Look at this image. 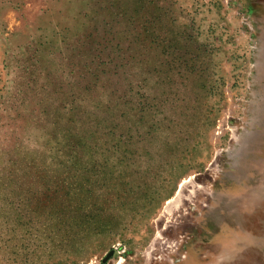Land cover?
<instances>
[{
  "label": "rangeland",
  "instance_id": "rangeland-1",
  "mask_svg": "<svg viewBox=\"0 0 264 264\" xmlns=\"http://www.w3.org/2000/svg\"><path fill=\"white\" fill-rule=\"evenodd\" d=\"M0 264H264V0H0Z\"/></svg>",
  "mask_w": 264,
  "mask_h": 264
},
{
  "label": "trees",
  "instance_id": "trees-1",
  "mask_svg": "<svg viewBox=\"0 0 264 264\" xmlns=\"http://www.w3.org/2000/svg\"><path fill=\"white\" fill-rule=\"evenodd\" d=\"M93 32H89V36H88V38H89V40L91 41V40H94L95 39V37H97V35H98V33L96 32V33H94V34H92Z\"/></svg>",
  "mask_w": 264,
  "mask_h": 264
}]
</instances>
